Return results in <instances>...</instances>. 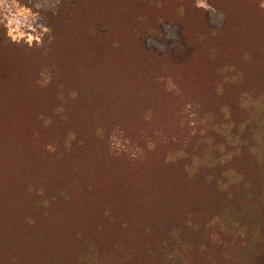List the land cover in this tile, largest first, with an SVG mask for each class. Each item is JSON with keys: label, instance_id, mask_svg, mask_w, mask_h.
I'll return each instance as SVG.
<instances>
[{"label": "rangeland", "instance_id": "obj_1", "mask_svg": "<svg viewBox=\"0 0 264 264\" xmlns=\"http://www.w3.org/2000/svg\"><path fill=\"white\" fill-rule=\"evenodd\" d=\"M0 19L11 43L0 56L9 80L0 85V170L17 178L16 198L28 195L26 184L41 189L35 216L57 252L72 258L81 219L109 223L118 238L157 217L175 192H191L205 209L219 204L225 167L194 157L193 169L180 152L187 159L168 155L166 180L144 163L175 144L177 108L188 131L200 113L232 115L245 125L239 144L252 145L264 109V0H0ZM151 128L168 140L145 135ZM245 152L232 168L255 181L256 157ZM107 177L150 185L162 205L128 201Z\"/></svg>", "mask_w": 264, "mask_h": 264}, {"label": "trees", "instance_id": "obj_2", "mask_svg": "<svg viewBox=\"0 0 264 264\" xmlns=\"http://www.w3.org/2000/svg\"><path fill=\"white\" fill-rule=\"evenodd\" d=\"M9 43L7 27L0 19V56L6 48L9 49ZM4 64H0V68L8 67L6 62ZM8 81L0 78V85ZM257 101L254 102L256 109L259 108ZM175 110L176 120H181L179 123L183 127L176 134L175 144L162 157L150 159L144 165L150 177L156 175L166 180L169 179L167 160L174 158L168 155L183 157L180 152L189 155L191 159L187 161L193 169L194 157L199 165L225 167L228 170L220 185L223 197L216 207L205 209L197 206L191 192L181 191L171 194L164 208L159 197L152 193L150 185L143 184L145 189L135 188L127 183L128 179L117 182L107 177L102 182L113 187L114 193L123 192L128 201L134 202L137 197L138 201H146L148 205H162V212L139 227L128 226L118 238L112 225L104 224L103 220H98L100 217L96 216L98 224L94 223V219H81L77 224L81 242L70 248L74 251L72 258L68 259L69 251L60 254L53 248L43 221L35 216L34 206L38 208L45 197L40 195L41 189L35 191L33 185L26 184L28 195L20 194L16 198L12 190L17 186V178L6 170H0V264H264V109L256 111L259 114L255 113L250 129L253 146L245 147L239 144L245 125L234 116L219 119L212 114L204 117L195 113L202 121L194 122L195 125L188 131V122L182 116V110ZM250 118L253 119L251 114ZM158 130L151 128L144 134L153 140L161 139L157 140L161 143L168 140L167 132L161 129L164 132L158 133ZM204 131H210L204 139L194 137ZM192 136L196 140L193 141ZM197 143L205 144L197 148L199 154H195ZM31 144L30 147L34 145ZM193 145L194 153L191 154ZM31 149L37 151L34 146ZM243 151L245 154L249 151L256 157L258 171L254 174L255 181L232 168L234 162L245 155ZM123 156L127 158L129 154ZM186 174L193 178L196 170ZM67 194L72 197L69 190ZM83 194L88 196L89 192L84 191ZM66 211L67 217H70L72 210L67 207ZM49 240L51 253L47 245Z\"/></svg>", "mask_w": 264, "mask_h": 264}]
</instances>
